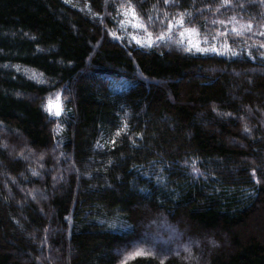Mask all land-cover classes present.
<instances>
[{"label": "trees", "instance_id": "1", "mask_svg": "<svg viewBox=\"0 0 264 264\" xmlns=\"http://www.w3.org/2000/svg\"><path fill=\"white\" fill-rule=\"evenodd\" d=\"M160 260L264 264V0H0V264Z\"/></svg>", "mask_w": 264, "mask_h": 264}, {"label": "rangeland", "instance_id": "2", "mask_svg": "<svg viewBox=\"0 0 264 264\" xmlns=\"http://www.w3.org/2000/svg\"><path fill=\"white\" fill-rule=\"evenodd\" d=\"M152 229H155V227L152 226ZM173 229L174 228H171V227L166 228V229H164L163 226L161 227V230H163V232L165 233V236L168 237L169 235H173L174 237H180L181 234H179L176 230H173ZM152 231H154V230H152ZM150 241H152V240H150ZM152 243H154L155 247H158V248L162 249L163 253L166 254V255L168 254V252H172V253L174 252L175 253V252L178 251V249L183 248V246H185V245L182 246V244H180V242L177 245L175 244V242H174V244L173 243H170V242H168L167 244H165L166 242H163V241H160V240L159 241H155V242L153 241ZM142 244L143 245H136L135 247L131 248V250L127 251L126 254L124 255L125 259L127 260V259H130V258H133L134 257V253L136 254V252H139L138 250L145 251L147 249V246H146L145 242L142 243ZM138 246H140V247H138ZM154 251H157V250L154 249ZM141 256L142 257H150V256L154 257L155 254H153V253L147 254L146 253V255H141ZM189 258H190V256H189ZM162 261L163 260H160V264H163ZM38 264H42V262H40Z\"/></svg>", "mask_w": 264, "mask_h": 264}, {"label": "snow or ice", "instance_id": "3", "mask_svg": "<svg viewBox=\"0 0 264 264\" xmlns=\"http://www.w3.org/2000/svg\"><path fill=\"white\" fill-rule=\"evenodd\" d=\"M168 2H169V0H164V3H168ZM130 12H131L133 18H135V12H134V10L130 9ZM181 23H183V22L181 21ZM250 27H251V25H249V28ZM213 50H215V49H213ZM56 114L59 115V110H57ZM136 255H143V253L137 252ZM122 264H127V262L126 261H123Z\"/></svg>", "mask_w": 264, "mask_h": 264}]
</instances>
